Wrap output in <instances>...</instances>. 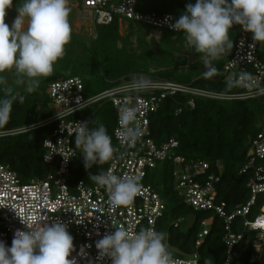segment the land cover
<instances>
[{
    "label": "trees",
    "instance_id": "1",
    "mask_svg": "<svg viewBox=\"0 0 264 264\" xmlns=\"http://www.w3.org/2000/svg\"><path fill=\"white\" fill-rule=\"evenodd\" d=\"M23 0H13L7 10L5 23L11 26L17 16V7ZM139 13L172 15L175 20L185 11L188 3L195 0H136ZM69 20L71 26L76 21L80 7L71 6ZM123 25L128 32L121 34L119 18L108 25H97L93 35L79 36L72 31L66 53L54 66L53 73L41 80L38 88L26 93L23 103L13 104L9 122L0 128V133L20 131L18 134L0 136V161L9 165L23 182L43 179L51 172V167L43 162L46 153L44 141L50 137L55 125L45 127L33 126L48 120L54 113L50 111L51 101L47 95L48 86L60 79L80 77L84 83V94L87 97L99 95L116 85L122 78L130 75H153L172 82L190 85L192 88L206 90L224 95L237 94V88L226 90L229 81L225 73V64L231 58L239 38L240 26L235 25L229 36L233 40L232 52L214 62L220 75L205 78L206 69L201 59L188 46L183 33L161 31V41L147 38L151 27L124 18ZM89 36V37H88ZM136 38V44L132 39ZM260 57L264 59V44L258 43ZM190 55H193L191 58ZM191 58V59H190ZM191 63V64H190ZM8 78L9 84L15 87V76ZM93 85V86H91ZM95 85V86H94ZM0 96L3 93L0 92ZM194 100L195 106H187ZM181 109V112L178 111ZM87 120L89 128L103 125L112 137L116 126V113L110 103L94 104L76 115ZM29 128V130H25ZM152 139L161 144L171 138L179 142L177 154L186 162L204 161L209 164L208 175L220 177L217 185V201L227 205L228 214L237 207L247 205L251 199L248 184L253 171L242 172L249 162V151L253 140L264 130V95L245 100H217L177 94L164 99L159 110L150 118ZM108 163L93 165L89 170L84 167L82 156L75 160L71 168L70 184L85 181L92 184L90 175L105 171ZM264 161L258 162L263 165ZM174 166L171 163L158 165L150 183L164 199L167 207L159 231L169 234V242L177 253L193 254L198 252L200 264H226L228 258L225 242V224L212 211H196L186 204L184 197L175 191ZM159 177L161 179H159ZM264 206V195L258 197L255 206L243 218L233 222V232L244 233L245 239L235 247L230 264H259V253L255 250L258 241L257 233L245 231L243 222L253 221ZM193 218V224L184 233L179 224L173 228L172 223ZM207 222L209 234L198 247V236L203 224ZM247 237L249 243H247Z\"/></svg>",
    "mask_w": 264,
    "mask_h": 264
},
{
    "label": "built area",
    "instance_id": "2",
    "mask_svg": "<svg viewBox=\"0 0 264 264\" xmlns=\"http://www.w3.org/2000/svg\"><path fill=\"white\" fill-rule=\"evenodd\" d=\"M136 0H79L75 7H80L81 20L90 21V31L97 25H108L116 17L123 26L124 18L151 27L154 31H170L175 22L172 15L156 13L143 14L136 9ZM251 45V47H250ZM227 78L234 79L241 71L250 72L255 81L264 86V59L260 57L258 43L252 40V34L242 29L236 42L234 52L224 67ZM137 80H146L149 87L139 92H130L129 85ZM240 93L224 95L206 90L192 88L153 75H130L105 92L87 97L84 94V83L80 77L60 79L48 86L47 95L57 109L51 118L37 125L45 127L54 124L56 127L50 137L44 141L46 153L43 162L49 165L51 172L43 179L23 182L9 165L0 161V241L11 246L14 232L17 229L28 230L22 223L29 224L32 216L42 217L47 224L62 222L73 237L74 249L69 259L75 258L76 264H111L107 258L98 259L96 241L111 233L116 227L129 231H139L142 227L159 226L167 211L166 203L150 183L158 165L171 163L174 166L175 191L184 197L186 204L196 211H212L223 219L225 224V242L227 245L226 264L235 247L245 239L244 233L233 232V222L238 217L245 218L250 209L256 205L258 197L264 195V130L253 140L248 157L249 162L241 173L253 171L248 187L251 199L247 205L239 206L232 214H228L227 205L217 201V185L220 177L208 175L210 166L204 161L186 160L177 154L179 142L171 138L156 144L151 136L150 118L160 108L164 99L177 94H189L196 97L217 100H245L263 95L253 96L243 87L237 88ZM110 103L116 113V126L113 132L115 142V159L109 161L105 170H112L120 177L136 176L142 184V191L132 204L125 207H112L109 194L94 182L85 181L70 184L71 168L76 159L83 156L82 148L75 145V134L79 124L87 120L76 117L89 106L97 103ZM137 109V119L142 130L140 140L129 147L122 136L119 121V108L122 104ZM187 106L194 107L192 99ZM181 112V109L178 113ZM24 130V129H23ZM13 131L0 133V136L18 134ZM25 130H29L26 128ZM180 224L173 222L176 229ZM198 236L199 247L209 234L208 223ZM243 229L257 233L258 240L264 235V206L253 221L245 220ZM170 251L177 259H188L191 264H200L199 253L180 254L169 242ZM247 243L249 239L247 237ZM256 245V242H255ZM256 248V247H255Z\"/></svg>",
    "mask_w": 264,
    "mask_h": 264
},
{
    "label": "clouds",
    "instance_id": "3",
    "mask_svg": "<svg viewBox=\"0 0 264 264\" xmlns=\"http://www.w3.org/2000/svg\"><path fill=\"white\" fill-rule=\"evenodd\" d=\"M12 3L0 0V128L9 122L13 104L24 102L20 89L34 92L41 80L53 73L72 38L69 0H23L9 26L5 17ZM235 25L251 33L254 42L264 44V0H195L186 4L170 28L183 33L188 46L202 54L203 75L211 79L220 75L214 62L232 52L229 33ZM10 74L15 76V87L9 84ZM148 87V81L137 80L129 85V91ZM240 87L253 96L264 95V86L250 72L241 71L226 83V90ZM118 116L122 136L129 147L135 146L142 136L136 107L122 104ZM75 145L82 148L86 170L115 159L112 137L103 125L89 128L88 122L80 123ZM89 179L108 192L112 207L132 204L143 187L138 177H120L112 170L90 175ZM44 222L34 215L29 224L22 221L28 230L17 229L10 247L0 241V264H76L75 258L69 259L75 249L67 226L59 221ZM95 247L98 259L107 258L111 264H191L188 259H177L169 249L166 234L153 227L136 232L116 227L96 241Z\"/></svg>",
    "mask_w": 264,
    "mask_h": 264
},
{
    "label": "rangeland",
    "instance_id": "4",
    "mask_svg": "<svg viewBox=\"0 0 264 264\" xmlns=\"http://www.w3.org/2000/svg\"><path fill=\"white\" fill-rule=\"evenodd\" d=\"M78 2H79V0H69V4H71L72 6L78 4ZM76 15H77V17L75 18L76 21H74V25L71 26L72 31L74 33H76V35H79V36H83V35L85 36L88 33L89 36L91 37L94 33L92 31H90V28H89L90 21H88V20L82 21L81 20V14L79 12H77ZM14 19L12 20V23H13ZM127 32H128L127 26L123 25L121 27V34L125 35V34H127ZM161 36H162L161 32L152 31V32H150V35L147 38V40L149 41L151 38H154L156 40V42L159 43L161 41ZM132 41L134 44H136V38L135 37L132 39ZM190 57L192 58L193 55H190ZM11 77H13V76H8V78H11ZM91 86H93V85H91ZM103 103H106V102H101V103H97V104L101 105ZM49 108H50V111H52V113H54V114L57 113V109L55 108V106L53 104H50ZM159 179H161V178L159 177ZM192 224H193V218H187L184 220H180L181 230L184 233H186L189 230V228L192 226ZM255 247H256L255 250L259 253V264H264V235L261 236L260 239L256 242Z\"/></svg>",
    "mask_w": 264,
    "mask_h": 264
},
{
    "label": "crops",
    "instance_id": "5",
    "mask_svg": "<svg viewBox=\"0 0 264 264\" xmlns=\"http://www.w3.org/2000/svg\"><path fill=\"white\" fill-rule=\"evenodd\" d=\"M69 6L71 7L72 5H71V4H69ZM74 6H75V5H74ZM74 6H73V7H74Z\"/></svg>",
    "mask_w": 264,
    "mask_h": 264
}]
</instances>
